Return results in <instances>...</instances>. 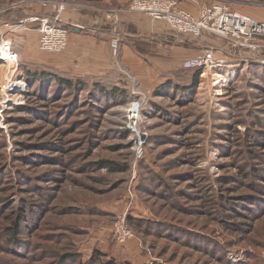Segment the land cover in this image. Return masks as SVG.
Masks as SVG:
<instances>
[{
	"label": "rangeland",
	"instance_id": "obj_1",
	"mask_svg": "<svg viewBox=\"0 0 264 264\" xmlns=\"http://www.w3.org/2000/svg\"><path fill=\"white\" fill-rule=\"evenodd\" d=\"M18 1L0 0V12ZM231 1L245 14L264 5ZM243 69L165 98L132 83L149 115L138 158L125 105L96 104L92 82L74 93L28 83L19 62L15 80L27 86L0 89V264H264V179L254 176L264 167V65ZM6 73L0 66L1 83ZM194 73L175 81L190 87ZM123 214L135 233L124 246L110 237Z\"/></svg>",
	"mask_w": 264,
	"mask_h": 264
},
{
	"label": "crops",
	"instance_id": "obj_2",
	"mask_svg": "<svg viewBox=\"0 0 264 264\" xmlns=\"http://www.w3.org/2000/svg\"><path fill=\"white\" fill-rule=\"evenodd\" d=\"M178 1L181 8L197 16L201 5L211 0ZM130 3L131 0H68L67 9L61 15L63 24L70 28L67 49L56 59L43 60L38 49V24H30L26 30L12 37L20 62L43 64L47 61L49 66L63 67L65 72L82 79L119 80L118 74L122 72L133 92L134 83L141 92H153L169 81L177 85L176 76L189 72L184 71L183 63L194 58L201 48H224L223 41L217 37L208 41L197 39L195 43L194 39L176 35L163 21L130 13ZM259 4L261 6L248 7L246 15L264 22V5L262 2ZM33 5L36 11H43L38 4ZM115 14L119 15L118 21L108 18ZM1 34L0 21V38ZM117 36L120 45L115 57L110 42Z\"/></svg>",
	"mask_w": 264,
	"mask_h": 264
},
{
	"label": "built area",
	"instance_id": "obj_3",
	"mask_svg": "<svg viewBox=\"0 0 264 264\" xmlns=\"http://www.w3.org/2000/svg\"><path fill=\"white\" fill-rule=\"evenodd\" d=\"M67 1L23 0L1 10L4 12L24 4H38L50 9L54 16L53 18L32 17L21 22L2 23L0 66L7 68V73L4 75L6 83L0 81V89L6 87L12 90H23L27 86L25 80H15L14 74L20 62V55L14 47L12 37L26 30L29 24L38 23L39 25L38 49L40 52L62 53L67 49L70 31L63 24L61 17L67 9ZM232 5L231 0H211L202 4L199 14L195 16L181 8L178 0H131L128 12L144 14L153 20L163 21L176 34L191 39H201L205 34L221 39L224 43L222 50L211 47L183 63L185 70H202V76L209 73L214 84L221 86L229 79L230 69L236 66L247 69L252 64L264 65V22L256 21L249 15L234 10ZM118 17L117 14L108 16L109 19L116 21ZM119 45L118 36L110 42L115 57L118 55ZM133 95L136 99L127 109L126 125L137 137L134 150L137 157L141 158L148 137L141 128L144 98L139 92H134ZM110 237L113 242L122 246L135 237L126 214L116 217Z\"/></svg>",
	"mask_w": 264,
	"mask_h": 264
},
{
	"label": "trees",
	"instance_id": "obj_4",
	"mask_svg": "<svg viewBox=\"0 0 264 264\" xmlns=\"http://www.w3.org/2000/svg\"><path fill=\"white\" fill-rule=\"evenodd\" d=\"M39 7L43 11H36L34 8V5H29V4H24L18 8H15V9H8V10L0 13V21H1V23H4V22H21V21H24V20L32 18V17H37V18L50 17V18H53L54 15L50 9L43 8L40 5H39ZM32 24H35V23H32ZM36 24H38V23H36ZM65 27L70 31L69 26H65ZM176 35H178V34H176ZM180 36H182V35H180ZM208 39L215 40V38L213 36L205 34L203 36V38H201L199 41H205V40L208 41ZM193 41L195 43H197L196 41H198V40L194 39ZM206 50H207V48H201L199 53H202ZM0 64H1V61H0ZM21 66H22V69L24 72V78H25L26 82L31 83V84H35V85L40 84V83H43V84L45 83L46 84L45 87L48 88V91L50 89L49 88L50 86H55V87H58V89H63L64 92H70V93H74L76 91L81 92V91H84L86 89V84H88L89 82H92V86H93L94 90H96L95 92H98L99 96H100L99 101H97L96 104H98V103L102 104V102H103L105 104V105H103L104 107H113V105H115V104L125 105L126 109L124 110V123H123L124 127L123 128H124L125 133H126V138L133 136L134 145H135V143H136L135 134L127 128L126 115H127V109L129 107V105L136 99V97H133L131 90L129 89V87L127 85V81H126L127 77L125 75L122 76V78H123L122 82L117 84V83H114L115 81L112 79L111 80L110 79H100V78L82 79L79 77H73L72 75H69L66 77H60L56 72H54L55 71L54 69H50L48 66H47L48 67L47 68L42 64H36V63H31V62L25 61V62L21 63ZM189 71H192V70H189ZM193 71H195V73H194L190 87L181 86L179 84L176 85L172 81H169L167 84L161 85V86H159L153 90V92H152L153 98H165L167 96L171 97V95H170L171 91H175L177 93H180V92L186 93L187 90L191 93L194 92V90L196 91V89L198 88V86L201 82L202 70H193ZM124 78H126V80ZM185 87H187V88H185ZM116 102H118V103H116ZM152 106H156V104L152 103ZM144 107H145V105L143 104V106H142V117L143 118H145V116H149V115H147V113H145ZM257 140L260 141V138L257 137ZM248 141L250 143H252V142L259 143L258 141H256V139L248 140ZM261 142H264V141H261ZM253 154H256V153L253 152ZM260 155L264 156V153H261ZM112 164L113 163H111V164L106 163V165L109 167ZM261 168L263 169V171H261L259 174L254 175V176H256V181H262L264 179V167H261ZM245 206L247 208H249V210L253 209V211H254V209H256V208L250 207L249 204H245V205L243 204V207H245ZM232 210L237 211L236 209H232ZM239 213L244 214L243 212H239ZM128 222L130 224L129 220H128ZM131 227H132V225H131ZM14 235H16V232H14ZM104 256L105 255H103V257ZM103 264H127V263H118V262L116 263L114 261H110V262L103 263Z\"/></svg>",
	"mask_w": 264,
	"mask_h": 264
},
{
	"label": "bare ground",
	"instance_id": "obj_5",
	"mask_svg": "<svg viewBox=\"0 0 264 264\" xmlns=\"http://www.w3.org/2000/svg\"><path fill=\"white\" fill-rule=\"evenodd\" d=\"M219 77H221V76H219Z\"/></svg>",
	"mask_w": 264,
	"mask_h": 264
}]
</instances>
